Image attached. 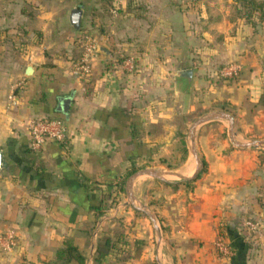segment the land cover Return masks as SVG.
I'll return each instance as SVG.
<instances>
[{"label":"crops","instance_id":"crops-1","mask_svg":"<svg viewBox=\"0 0 264 264\" xmlns=\"http://www.w3.org/2000/svg\"><path fill=\"white\" fill-rule=\"evenodd\" d=\"M253 2L123 0L112 15L106 0H0V234H16L0 264H95L104 226L135 213L125 203L93 208L120 196L131 167L168 161L179 134L187 155L170 169L191 177L185 131L194 117L224 111L236 137L254 136L264 124V18ZM75 8L78 30L69 21ZM83 33L106 50L87 78L72 73ZM229 63L241 72L223 81L217 72ZM184 70L190 79L178 75ZM64 98L66 114L58 111ZM39 117L63 120L67 138L33 153L26 123ZM195 148L197 178L173 191L138 177L133 196L159 204L176 264H264V151L233 147L224 120L199 126ZM246 220L261 228L242 235L247 245L233 256L219 253L218 237L233 246L226 230L239 233Z\"/></svg>","mask_w":264,"mask_h":264},{"label":"rangeland","instance_id":"rangeland-1","mask_svg":"<svg viewBox=\"0 0 264 264\" xmlns=\"http://www.w3.org/2000/svg\"><path fill=\"white\" fill-rule=\"evenodd\" d=\"M257 2H264V0H257ZM249 9L245 10H239V12H243V15H249ZM254 12H256L255 16L260 17L261 13L257 9H253ZM264 15L262 14L261 19L264 18ZM250 17V16H249ZM207 114V113H205ZM201 114L198 117H194L189 121V127L191 124L198 119L199 117L205 115ZM180 127L184 128V121L180 122ZM226 125L227 122L225 121ZM188 127V128H189ZM254 136L248 139H241L237 137L240 141H251V140H264V124L262 123L258 128L254 131ZM187 134V131H185V136ZM258 151H264V149H255ZM174 153L171 154L168 157V163H170L171 166L176 165L180 161V153H176V142L174 145ZM192 159V157H191ZM193 163V161H192ZM142 167L148 166L147 168H152L160 172H176V169H170L166 166L165 163L161 162V159L157 161L155 160L150 164H143ZM140 170V169H139ZM143 179H146L145 181H152L153 183H158L161 185H164V187L169 188L170 190L176 191V184L173 185H167L159 180L143 176V178H138L137 181H143ZM166 179L169 181L168 183H176L178 181L176 178L172 176H167ZM141 198V197H140ZM116 196L113 197V199H109L108 202L105 203L108 211L110 208L116 207L118 204L122 206L123 203L127 202V197L124 192V185L121 188V194L116 199ZM142 201V202H141ZM139 204L147 208L149 211H151L157 219L158 225L161 230V241H160V248L157 249L156 247V238L155 233L153 230V226L149 218L144 215L143 213L135 211L130 205H126L125 207L127 210L132 211L135 213V216L133 218H125V216H120L112 223H107L106 226H104L103 230H101L100 235L97 238L96 245L102 243V240L104 238H110L113 243V250L110 255L106 256L100 264H157L156 263V255L160 258L161 264H176V253L173 248L175 247V243L173 240H171L166 231V226L162 222L163 216L158 212V205L157 202H148L146 198L142 196L140 199ZM159 216V217H158ZM138 219H141L142 222H138ZM147 229V235L143 238L138 236V234L142 233L144 230Z\"/></svg>","mask_w":264,"mask_h":264},{"label":"built area","instance_id":"built-area-1","mask_svg":"<svg viewBox=\"0 0 264 264\" xmlns=\"http://www.w3.org/2000/svg\"><path fill=\"white\" fill-rule=\"evenodd\" d=\"M110 13L116 15L123 0H110ZM81 54L74 63L72 73L79 78H87L92 71L93 61L97 54V42L87 33L81 34ZM241 72V67L236 63H229L218 69L217 77L223 81L233 80ZM29 134V148L33 153H38L46 142L54 141L64 143L67 138V128L63 120L59 118L39 117L32 118L26 123ZM261 228L258 221L246 220L239 225L238 232L242 236L251 237ZM217 251L225 256H233L234 252L230 245L226 244L221 237L214 243ZM16 246V234L8 230L0 234V252H11Z\"/></svg>","mask_w":264,"mask_h":264},{"label":"water","instance_id":"water-1","mask_svg":"<svg viewBox=\"0 0 264 264\" xmlns=\"http://www.w3.org/2000/svg\"><path fill=\"white\" fill-rule=\"evenodd\" d=\"M80 20H81L80 9H78V8L72 9L70 11V14H69V21H70L71 26L75 30L79 29ZM96 51H97V53H106V50L101 48V47H97ZM24 73L27 77H29L32 74V67L31 66L26 67ZM178 75L183 77V78L190 79L191 75H192V71L191 70H184V71H181ZM69 104H70L69 98L62 99L58 105V111H61V112L66 114L68 111ZM216 120H224L227 122V124H228V138H229L230 143L232 144L233 147L239 148V149H244V148L264 149V140H251V141H240V140H238L236 137V134L234 132L232 116L230 114H228L227 112H224V111H214V112L207 113V114L199 117L198 119H196L187 130L186 141H187L189 153H190L192 160L195 164L194 172H193L191 177H186L183 174H181L179 172H174V171H172V172H160V171H157V170L152 169V168H143V169L137 170L134 173H132L131 175H129L124 182V192H125L126 197H127V202L125 203V206L130 205L135 211L143 213L144 215H146L149 218V220L152 223L153 230L155 233L157 249L160 248V241H161L160 227L158 225L156 216L151 211H149L144 206L136 205L139 203H138V200L132 194L133 182L136 178L143 177V176L159 180L163 183L169 182L166 179L167 176H172V177L176 178L178 180V182L189 181V180L197 177L198 174L200 173L203 165H202V161L199 159V157L197 155L196 148H195V132L199 126H201L205 123L211 122V121H216ZM1 160H2V157H1V153H0V167H1ZM156 263L161 264L160 258L158 257V255H156Z\"/></svg>","mask_w":264,"mask_h":264},{"label":"trees","instance_id":"trees-1","mask_svg":"<svg viewBox=\"0 0 264 264\" xmlns=\"http://www.w3.org/2000/svg\"><path fill=\"white\" fill-rule=\"evenodd\" d=\"M106 1L109 4V8H111L110 0H106ZM249 6H251L253 9L255 8V9L259 10L261 12V16H262V14L264 15V2H253ZM247 16L249 17V15H247ZM177 143H178L177 144L178 145V152L180 153V158H179L180 161L177 163V164H179L180 162H182L185 159V157L187 155L186 145H185V142L183 140V135L182 134L178 135ZM161 162L165 163L168 168L171 167L170 163H168L165 159H162ZM141 168H143V167H131L125 173L123 178L121 179V185H120L121 188H122V185H123L124 181L126 180V178L129 175H131L132 173H134L135 171H137L138 169H141ZM197 177H195V178H197ZM165 184L173 185V184H177V183H165ZM93 209L95 211H97L98 213H102L104 210L107 209V207H106L105 203L102 200L100 205L98 207H94ZM226 231H227V235L230 238H232V240H233L234 244H233V246H230V247L232 248L234 253L237 252V249L239 248V246H241V245L246 246L247 245V243H244L243 237L239 233H237V231L235 229L227 228ZM112 250H113V243H112L111 239L109 237L108 238H104L102 240V243L96 245V251H95V255H94L95 264H100V262H102V260L106 256L111 254ZM66 251H67L68 254H71L75 250L71 246L67 245L66 246ZM71 256L73 258H75L79 263H82V258L79 257L78 255L74 254V255H71Z\"/></svg>","mask_w":264,"mask_h":264}]
</instances>
